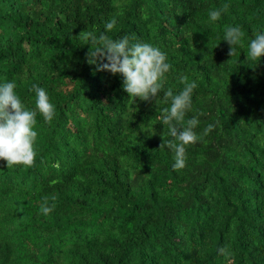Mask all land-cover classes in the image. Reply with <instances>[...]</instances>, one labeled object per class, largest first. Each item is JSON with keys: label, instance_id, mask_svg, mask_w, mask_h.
<instances>
[{"label": "trees", "instance_id": "trees-1", "mask_svg": "<svg viewBox=\"0 0 264 264\" xmlns=\"http://www.w3.org/2000/svg\"><path fill=\"white\" fill-rule=\"evenodd\" d=\"M226 26L244 33L233 57ZM82 31L159 48L171 65L164 88L130 97L122 76L87 63ZM255 31L264 0H0V84L14 82L29 110L33 85L54 106L47 123L37 111L34 164L0 161V264H264V57L247 60ZM181 76L197 84L184 126L198 118L202 139L176 171L159 146L172 139L164 92L178 94Z\"/></svg>", "mask_w": 264, "mask_h": 264}, {"label": "clouds", "instance_id": "clouds-1", "mask_svg": "<svg viewBox=\"0 0 264 264\" xmlns=\"http://www.w3.org/2000/svg\"><path fill=\"white\" fill-rule=\"evenodd\" d=\"M225 4L221 10H210V22L217 21L222 11L228 10ZM116 24L112 19L107 22L105 28L111 31ZM244 33L239 27L226 26L223 40L230 45L228 55L236 54V46H243ZM86 45H90L85 59L89 65H96L97 71H108L113 75L123 77V89L130 97L139 98L142 101L154 99L164 88L165 74L169 72L171 65L166 62V54L159 48L148 43H130L125 36L113 40L106 33L99 36L92 32H80L78 35ZM264 57V32L255 31L254 38L248 45L247 60L259 62ZM107 61V62H105ZM183 89L174 94L171 88L164 92L165 101L170 100V107L163 110L162 124L167 127L172 139H165L159 149L168 148L173 153V169L179 171L185 167L186 147L194 144L202 136L194 131L199 124L196 117L186 121L185 115L192 106V93L197 84L189 82L187 76L180 77ZM14 82L0 84V161H6L7 168L14 165L32 166L35 162L36 152L34 142L37 132L34 131L37 111L43 116L44 121L50 122L54 116V106L49 101L46 91L33 85L36 93V110L27 109L15 92ZM179 125V126H178ZM215 124H209L203 130V136H207ZM55 206H48L47 199L41 206L44 215H48ZM222 255L230 253L226 249H220Z\"/></svg>", "mask_w": 264, "mask_h": 264}]
</instances>
